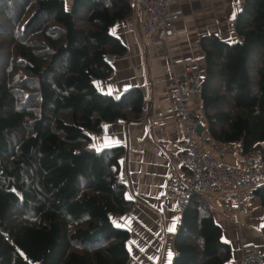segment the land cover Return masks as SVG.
<instances>
[{"label":"trees","instance_id":"obj_1","mask_svg":"<svg viewBox=\"0 0 264 264\" xmlns=\"http://www.w3.org/2000/svg\"><path fill=\"white\" fill-rule=\"evenodd\" d=\"M136 14L129 0H0V264H128L130 233L112 219L134 205L125 149L97 151L91 135L142 119L140 89L116 97L96 85L113 74L107 59L128 52L111 28ZM236 31L235 43L202 42L197 120L216 150L264 165V0H246ZM252 196L264 209V184ZM214 211L191 195L173 264H229Z\"/></svg>","mask_w":264,"mask_h":264},{"label":"crops","instance_id":"obj_2","mask_svg":"<svg viewBox=\"0 0 264 264\" xmlns=\"http://www.w3.org/2000/svg\"><path fill=\"white\" fill-rule=\"evenodd\" d=\"M71 1L68 0L69 5ZM245 2L175 0L172 9L181 11L182 17L174 23V36L168 41V49L149 44L140 32L138 14L111 28V33L124 43L128 52L114 59L112 76L98 80V90L120 97L138 88L144 96V113L139 122L117 121L105 125L101 133L91 135L92 146L97 151L119 146L125 149L120 158L121 175L126 197L134 205L129 214L112 219L116 227L130 233L128 264L174 263V243L182 212L167 188L172 169L183 170L178 149L184 131L175 98V76L191 64L198 68L203 79L206 77L203 40L217 36L227 43L238 42L236 22ZM201 105L200 101L190 103L195 117H202ZM218 149L215 154H219ZM225 149L227 163L251 164L234 149ZM214 210L215 220L223 229V240L231 247L229 264H243L248 248L257 249L264 262V209L260 200L253 198L248 212L242 216L233 211L224 212L220 207Z\"/></svg>","mask_w":264,"mask_h":264},{"label":"built area","instance_id":"obj_3","mask_svg":"<svg viewBox=\"0 0 264 264\" xmlns=\"http://www.w3.org/2000/svg\"><path fill=\"white\" fill-rule=\"evenodd\" d=\"M245 1V0H243ZM175 0H129L140 18V32L151 46L162 45L168 49V41L174 36V23L182 17L173 10ZM114 57L107 59L112 64ZM175 98L180 119L184 125L183 140L178 156L183 170L172 169L167 193L174 196L178 209L183 213L193 193L201 194L214 208L233 211L239 216L248 212L253 199L252 191L264 184V165H231L224 160L226 149L215 147L208 135L198 134L200 124L190 109L192 101L202 102L203 78L198 68L187 64L185 70L175 76ZM202 104V103H201ZM123 181V177L121 178ZM243 264H264L255 248L244 252Z\"/></svg>","mask_w":264,"mask_h":264},{"label":"water","instance_id":"obj_4","mask_svg":"<svg viewBox=\"0 0 264 264\" xmlns=\"http://www.w3.org/2000/svg\"><path fill=\"white\" fill-rule=\"evenodd\" d=\"M193 118H196L194 115H192ZM204 131V125L202 123H200L197 127V132L198 134H202V132Z\"/></svg>","mask_w":264,"mask_h":264},{"label":"rangeland","instance_id":"obj_5","mask_svg":"<svg viewBox=\"0 0 264 264\" xmlns=\"http://www.w3.org/2000/svg\"><path fill=\"white\" fill-rule=\"evenodd\" d=\"M66 3H67V8L70 7L68 0H66ZM238 161H239V160H238ZM241 163H242V162H240V164H237V165L242 166L243 163H242V164H241Z\"/></svg>","mask_w":264,"mask_h":264}]
</instances>
